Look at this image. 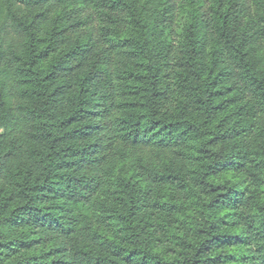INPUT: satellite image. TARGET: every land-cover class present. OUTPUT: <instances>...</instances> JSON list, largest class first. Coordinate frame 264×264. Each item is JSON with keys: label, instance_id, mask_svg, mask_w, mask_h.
I'll return each mask as SVG.
<instances>
[{"label": "trees", "instance_id": "16d2710c", "mask_svg": "<svg viewBox=\"0 0 264 264\" xmlns=\"http://www.w3.org/2000/svg\"><path fill=\"white\" fill-rule=\"evenodd\" d=\"M0 264H264V0H0Z\"/></svg>", "mask_w": 264, "mask_h": 264}]
</instances>
